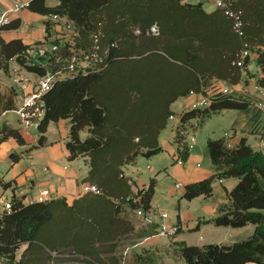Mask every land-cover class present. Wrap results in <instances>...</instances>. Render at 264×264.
<instances>
[{"label":"trees","instance_id":"1","mask_svg":"<svg viewBox=\"0 0 264 264\" xmlns=\"http://www.w3.org/2000/svg\"><path fill=\"white\" fill-rule=\"evenodd\" d=\"M230 1L243 10V36L234 31L232 19L222 8L207 10L202 2L186 0H58L56 5L32 0L29 8L44 15L58 14L71 24L72 32L51 38L54 22L48 17L47 39L31 45L20 38H4L1 30L12 27V20L0 29V69L6 73L11 72L12 61L38 76L69 72L72 56L78 57L77 70L58 79L42 97L45 112L38 142L46 141L50 122L67 118L68 157L83 156L89 165L84 182L99 188L83 192L72 202L66 197L34 202L13 197L12 208L1 214L0 264L51 260L54 264H72L69 260L130 264L124 261L125 248L136 242L130 212L151 206L156 177L134 191L125 166L162 149L160 134L175 114L171 105L179 97L192 91L208 94L213 78L236 84L252 61L261 71L255 82L264 84V0ZM245 42L250 51L240 66L235 61ZM51 43L58 48L45 56L35 54L39 45ZM107 46L110 51L105 55ZM87 54H91L88 59ZM82 61H87L86 72ZM125 66L129 73L123 75ZM174 83L176 88L169 91ZM17 94L16 86L2 92L0 82V116L16 108ZM211 99L205 107H189L179 114L174 136L179 161L188 159L190 134L197 125L223 109H242L252 102L249 97L222 92L212 93ZM84 130H88L85 138ZM10 137L26 142L18 128L5 122L0 144ZM207 144L215 172L187 184L183 197L210 195L215 179L237 177L228 192L230 202L211 220L232 227L252 223L255 229L230 244L172 241L171 246L185 264H264V150L253 148L246 136L235 142L227 136H209ZM18 156L13 153L14 160ZM152 228L144 237L153 236L158 226ZM21 245L26 247L17 257ZM140 249H131L133 264L146 263Z\"/></svg>","mask_w":264,"mask_h":264},{"label":"crops","instance_id":"2","mask_svg":"<svg viewBox=\"0 0 264 264\" xmlns=\"http://www.w3.org/2000/svg\"><path fill=\"white\" fill-rule=\"evenodd\" d=\"M17 1L18 0H0V13ZM198 2H202L204 6L203 1ZM57 3L58 0L53 3L47 0L48 5H56ZM11 18L14 25L10 28L1 30V34L6 40L20 38L24 43L33 45L37 41H44L47 39L46 20L48 17L44 14L29 7H23L20 11L14 12ZM59 29L60 25H53L51 38L55 37L54 33ZM251 63H255L257 68V71L253 72L255 77L250 76L252 74L249 69ZM250 64L248 65V69L243 72V79L240 80L242 83L238 82L235 86H232V93L236 96L249 97L252 100L251 104L242 109L229 108L227 112L222 110L212 114L204 122L197 125L191 132L190 138L200 129H203V137L198 138L194 136L195 138L192 141L190 155L184 162L177 159V144L174 140L175 126L180 121L179 114L188 109L191 104L199 98V95L189 94L181 96L184 99L180 101L183 106L182 108H178V117L173 118L171 127L169 129L164 128L160 134L162 149L149 157L144 156L150 158L149 160L145 158L142 159L148 162L147 165L150 170H152L151 177H156L155 192L151 203V207H153V216L152 221H147L138 215L136 210L130 212L129 217L135 223L134 235L136 242L128 245L124 250L125 252L131 249L138 250L140 247L147 246L146 244H150L154 241L164 242L165 246L162 249L168 251L170 248L169 243L172 241L201 245L207 243L230 244L234 241L244 239H237L236 237L240 236L237 235L234 237V235L238 232L236 229L248 228V224L240 228L216 225L211 220L218 215L221 206L230 202L228 192L236 184L238 180L237 177L215 179L213 181V192L207 196L199 195L192 199H188L183 197V193L187 184L205 179L215 172L212 167L207 144V138L209 136H227L231 138L233 142L238 141L242 136H246L247 142L252 146L249 142L248 135H260L259 125L261 122V111L256 104V93L258 91L255 90L256 85L254 84L261 71L255 61L250 62ZM249 72L250 75L248 74ZM11 73L16 74V82L13 83L0 78L2 92L6 91L8 87L16 86L18 90L17 96L22 92L18 81L19 78L23 77L29 80L27 89L30 90L33 86V81L38 77L34 72L19 69L16 61H12L11 63V72L8 74ZM253 90H255L256 93L253 92ZM178 99L172 104L177 102ZM8 111L0 116V128L3 123L7 122L21 131L22 135L26 138V142L20 143L15 138L10 137L0 144V161L4 163V167H7L5 172L0 174V185H2L4 189L10 188L13 192L11 196L5 195L10 199L15 196L20 198L23 197L26 202H28L30 198L38 196L40 191L44 188L49 189L48 199L66 197L69 202H72L75 198L82 195V184L88 176L89 165L83 156H78L74 159L68 157L66 141L70 137L69 120L67 118H62L57 122H50L46 132V141L43 144L38 142L39 132L37 136L38 144H35V142L30 139L32 138L31 131L13 125L8 119H3L6 117ZM217 114L223 115L224 119L228 120V123L231 124L230 128L233 130L232 134H223V132H213V134H211V131H215L216 128L213 130L208 127V125L211 120H213V116ZM219 119L221 120V117H219ZM223 127L226 126L220 128L218 126V130ZM228 128L229 127H226V129ZM31 141L33 142V146H37V149L29 154L26 153V155L30 157V160L26 163L22 158L25 155L23 152L26 151V148L23 147L25 144L31 143ZM19 148H21V151H18ZM253 148L260 149L259 145ZM13 153L19 155L15 160L13 159ZM80 157L84 160L82 158L80 159ZM126 176L129 177L132 182V189L134 191L141 186L149 184L141 175L137 177H135V175ZM178 183H180V185H178ZM165 191L171 194V197L168 196L169 200H165L163 198L164 195L160 194ZM172 206L174 209L171 210ZM162 211L168 213L166 218L161 216L160 213ZM163 220L169 225H178V231L175 235L171 236L172 239L167 236L144 237L149 227L153 226L154 228V226H158ZM254 229L255 225H251V229H247L248 234L245 238L250 236Z\"/></svg>","mask_w":264,"mask_h":264},{"label":"built area","instance_id":"3","mask_svg":"<svg viewBox=\"0 0 264 264\" xmlns=\"http://www.w3.org/2000/svg\"><path fill=\"white\" fill-rule=\"evenodd\" d=\"M32 0H18L15 2L12 6L7 7L2 13H0V29H2L5 25L9 24L12 20L11 15L14 12H18L23 7H28L30 2ZM216 6L223 9L224 13L232 19L233 29L234 31L243 36L245 35L244 25H245V19L243 17V10L236 8L233 6L232 2L230 0H215ZM52 15V22H54V25H62V28L67 32H72L71 24L64 20L62 17H60L58 14H50ZM94 47L96 50L101 48V45L99 44V38L95 37V45ZM58 48L57 43H51L49 45H39L37 48H35L34 52L36 55L45 56L49 53L50 50H55ZM110 51V47L107 46L103 49V54L108 55ZM249 48H248V42H245V47L242 49V51L238 54L237 59L235 63L237 65H244L245 58L249 55ZM91 56V54H87L86 58L88 59ZM103 59V58H102ZM78 62V57L76 55H73L70 62H69V72L77 70L76 65ZM87 61H82L80 65L85 69ZM69 72L65 71H57V72H47L46 74L42 76H38L37 79H35L32 83V88L30 90L27 89L29 85V80L25 79L23 77L19 78V84L22 92L16 97V112L18 113L21 122L25 126L26 129L30 127L31 125H36L39 127L41 119L44 116V101H43V95L49 91L56 81L58 79L64 78L67 75H69ZM256 84V87L258 88L257 92V99L256 104L258 105L260 111H261V122L259 125L260 130V136L261 141V150H264V84ZM232 93V85L227 83L224 80L213 78L211 80V83L209 87L207 88V93L204 92H191V94H197L199 95V98L194 101L190 107H205L210 104L211 102V94L212 93ZM176 118L175 114L170 115V119ZM180 185V183H178ZM82 191L83 192H96L99 191V188L97 184L91 183V182H83L82 184ZM49 189L44 188L40 191L38 196L32 197L29 199L28 202H34V201H44L48 199ZM129 198V197H128ZM13 206L12 200L8 198L4 193H0V214H2L5 210H10ZM138 215L143 217L147 221H152L153 216V207H149L148 209H145L143 207H139L137 209ZM161 216L163 218H166L168 213L165 211H162ZM178 231V225H169L165 220L160 222L158 225L156 233L153 234V236H173Z\"/></svg>","mask_w":264,"mask_h":264},{"label":"rangeland","instance_id":"4","mask_svg":"<svg viewBox=\"0 0 264 264\" xmlns=\"http://www.w3.org/2000/svg\"><path fill=\"white\" fill-rule=\"evenodd\" d=\"M188 1H190V2L203 1L204 2V6H205V8L207 10H211L212 8L216 7L215 0H188ZM50 2L53 3V2H56V0H50ZM45 16H47L49 18H52V15H45ZM65 32H67V31H65L62 28V25L60 24V29L58 31H55L54 36L56 37V36H59V35H63ZM67 33H69V32H67ZM132 61H136V60H132ZM137 61H145V60H137ZM131 66L132 65H130V67ZM127 69H128L127 66H125L123 68V70L121 71V74H123V75L128 74L129 71L127 72ZM249 69L251 70L252 74L250 75V72L248 74L250 76H252V77H255V75L253 74V72L257 71L255 63H251L249 65ZM134 74L136 76L135 72H134ZM111 77H112V75H109L107 77V79H110ZM0 78L4 79V80H7L9 82H13V83L16 82V74L15 73L8 74V73H6L5 71H3L1 69H0ZM116 81H117V77H115V79L113 80V83H115ZM239 83H242V82H239ZM236 84H233L232 86H235ZM254 85H256V84H254ZM175 88H176V84L174 83V84L169 86V91H173ZM255 90L258 91V88L256 86H255ZM255 90H253V92H255ZM253 97H254V95H253ZM182 99H184V98L180 97L177 102H175L174 104L171 105V109L175 112L176 118L178 117V113H177V112H179L178 108H182V106H183L181 104V102H180V101H182ZM227 109H229V108L223 109L224 112H227L228 111ZM219 117H221V120L219 119ZM3 119H8L15 126H19L21 128H25V126L21 122L20 117H19L18 113L16 112V110H9L7 115H6V117H4ZM172 121H173V119L169 120V123L165 127V129H169L171 127ZM218 126H219V128L222 127V126H226V127H229V128L226 129V127H223L222 129L218 130ZM208 127H210L213 130H214V128H216L215 131H211V134H213V132H216V133L223 132V134H232V132H233L232 128H230L231 124L228 123V120L224 119L223 115H218L217 114V115L213 116V120H211V122L208 125ZM28 130L32 132L31 133L32 134V138H30V139L32 141H34L35 144H38L37 136L39 134V128L36 125H31L30 127H28ZM87 135H88V130L82 131L81 136L83 138H85ZM194 136H197L198 138H202L203 137V129L202 130L200 129L199 131H197ZM194 136L192 135L191 138H190L191 145L193 143L192 141L195 138ZM248 136H249V142L252 144L253 147H255V146L258 147V145H259V148H261L260 141H261L262 137L260 135L254 136V134H249ZM32 141H31V143L25 144V146L23 147V148H26V151L23 152V154H25V155L22 158L24 159L23 161L26 162V163H28V161L30 160V157L27 156L26 153L29 154L30 152H32V151L37 149V146H33V144H32L33 142ZM18 151H21V148H19ZM81 158L82 157H80V159ZM143 158H145L147 160L150 159L148 157L139 156V158L137 159V162L133 163V164L131 163V164L126 165L125 168H124V171H125L126 175H129V176H134L135 175V177H137L138 175H141V177L144 178V180L146 182H150L151 175H152V170H150V168L148 167V165H147L148 162H145V161L142 160ZM150 164H151V162H150ZM4 166H5L4 163H2V161H0V168H1L0 169V174L5 172V170L7 169V167H4ZM237 181H236V183H237ZM2 192H5L4 194H6L7 196H11L12 193H13L10 188L4 189V187L2 185H0V193H2ZM160 194L164 195L163 198L165 200H169V197H171V194L168 191L162 192ZM172 209H174L173 206H172L171 210ZM248 225H249V226H247L248 228H241L240 227L241 229H236V231H238V232H237L236 235H234V237L238 235L240 237H236L237 239L238 238H245L247 236V234H248V230L247 229H251V225H253V224L250 223ZM202 242H204V241H202ZM196 243H200V242H196ZM146 245H147V246H145L146 250H142V249H144V247L139 250V251H141V253H144V255H145V259H143L144 262H146L145 264H183V263L185 264V262L182 261V259L178 256V254L175 253L174 249L171 246L172 245L171 243H169V246L171 248H169L168 251H166L165 249H162L165 246L164 242H156V241H154V242H151L150 244L148 243ZM25 247H26V245H21L19 247L18 252H17V257H20L22 255V253L25 250ZM130 251L131 250L128 251L124 261H126L127 263H130V264H133L134 257L132 256V251L131 252ZM149 256H151V257L149 258ZM54 262H55V260H51L47 264H54ZM64 263H66V262H64ZM68 263H72V264H92V263H89V262L83 261V260H78V261L69 260Z\"/></svg>","mask_w":264,"mask_h":264}]
</instances>
